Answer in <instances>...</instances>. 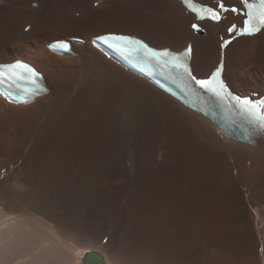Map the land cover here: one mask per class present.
<instances>
[{
	"label": "bare ground",
	"instance_id": "6f19581e",
	"mask_svg": "<svg viewBox=\"0 0 264 264\" xmlns=\"http://www.w3.org/2000/svg\"><path fill=\"white\" fill-rule=\"evenodd\" d=\"M237 21H197L180 0H0V63H33L50 90L27 104L0 95V264H83L87 250L107 264H264V137L226 135L92 42L191 41L203 79ZM67 37L85 42L48 49ZM224 76L238 95H264V29L229 44ZM225 211L241 224L227 250L209 228Z\"/></svg>",
	"mask_w": 264,
	"mask_h": 264
},
{
	"label": "snow or ice",
	"instance_id": "6c2138e0",
	"mask_svg": "<svg viewBox=\"0 0 264 264\" xmlns=\"http://www.w3.org/2000/svg\"><path fill=\"white\" fill-rule=\"evenodd\" d=\"M191 0H185V3H190ZM244 5L247 7L248 11L246 13L247 18L244 20L243 28L239 29V34H252L255 31H259V26H264V0H260L259 6L257 7L254 4H250L248 0H242ZM219 8L228 11V9L224 6L223 3L219 5ZM232 12H237L236 8L231 9ZM208 17L212 20L218 21L220 19V13L208 8L206 9ZM200 18H203L201 16ZM193 28L198 29L196 24L192 25ZM237 30L236 25H233L229 31ZM103 44L108 45L110 48H114L115 50L124 53L128 52L129 45H136L139 49H145L148 52H151L153 56L157 58H165L167 63H171L173 67L180 69L183 68L185 72L188 71L184 60L187 56V53L191 50L188 49L185 53L174 54L168 51H164L162 53L154 52L152 49H148L147 45H144L141 41L135 40L134 38L127 36H117L114 34H109L105 36H99L96 38ZM61 48H68L66 43H60L57 45ZM18 69H23V73L18 71ZM219 70L213 76L212 79L209 80H196V77L193 76L192 79L196 81L201 88L208 89L213 91L216 95H220L225 91L223 82L218 80ZM15 78L20 79H28L34 85L36 89L43 90L41 85L39 84V73H37L34 69L29 68L27 65L22 64H8V65H0V83H4L7 80H15ZM27 95H32L33 90H26L24 93ZM241 105V108L245 110L251 120L258 124L260 127L264 128V102L260 104L253 103L251 100L243 99L241 100L239 97L236 98Z\"/></svg>",
	"mask_w": 264,
	"mask_h": 264
},
{
	"label": "rangeland",
	"instance_id": "374dc122",
	"mask_svg": "<svg viewBox=\"0 0 264 264\" xmlns=\"http://www.w3.org/2000/svg\"><path fill=\"white\" fill-rule=\"evenodd\" d=\"M76 15L77 13H75V16ZM25 31H28V30L25 29ZM225 215H226L225 217L226 220L224 219L221 225H214V226L210 225L209 228L210 230L212 229V232L216 234V236L218 237L224 236L225 238L224 246L226 247L225 250H227L228 248H231L233 245L237 244L236 241L234 242L235 240L234 237L236 236V233L238 232V230H240L241 224L237 222L236 215H233V216L228 215L226 211H225Z\"/></svg>",
	"mask_w": 264,
	"mask_h": 264
},
{
	"label": "water",
	"instance_id": "95a60500",
	"mask_svg": "<svg viewBox=\"0 0 264 264\" xmlns=\"http://www.w3.org/2000/svg\"><path fill=\"white\" fill-rule=\"evenodd\" d=\"M86 252L84 261L81 260L83 264H107V259L103 254L93 250H87Z\"/></svg>",
	"mask_w": 264,
	"mask_h": 264
}]
</instances>
